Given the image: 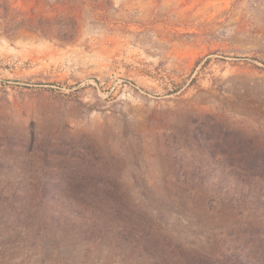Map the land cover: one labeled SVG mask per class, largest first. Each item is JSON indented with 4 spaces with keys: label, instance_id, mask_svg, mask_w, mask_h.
<instances>
[{
    "label": "rangeland",
    "instance_id": "rangeland-1",
    "mask_svg": "<svg viewBox=\"0 0 264 264\" xmlns=\"http://www.w3.org/2000/svg\"><path fill=\"white\" fill-rule=\"evenodd\" d=\"M0 264H264V0H0Z\"/></svg>",
    "mask_w": 264,
    "mask_h": 264
},
{
    "label": "trees",
    "instance_id": "trees-1",
    "mask_svg": "<svg viewBox=\"0 0 264 264\" xmlns=\"http://www.w3.org/2000/svg\"><path fill=\"white\" fill-rule=\"evenodd\" d=\"M100 186H102V183H100ZM102 189L105 190V193L108 196L120 197V195H121V191H120L119 185H118V180L109 181L107 186H103ZM43 192H45V191H43ZM52 198H53V195H50V197L48 199H46V200H51ZM105 200L107 202V199H105ZM120 207H123V202H121L118 206H114V208L116 210H120Z\"/></svg>",
    "mask_w": 264,
    "mask_h": 264
}]
</instances>
